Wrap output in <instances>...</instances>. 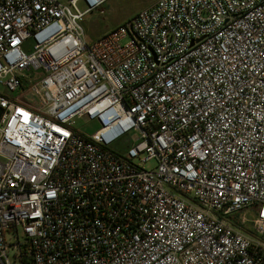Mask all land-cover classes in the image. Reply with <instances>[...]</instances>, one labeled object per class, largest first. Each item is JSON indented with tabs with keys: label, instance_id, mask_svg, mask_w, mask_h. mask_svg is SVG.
Masks as SVG:
<instances>
[{
	"label": "built area",
	"instance_id": "built-area-1",
	"mask_svg": "<svg viewBox=\"0 0 264 264\" xmlns=\"http://www.w3.org/2000/svg\"><path fill=\"white\" fill-rule=\"evenodd\" d=\"M107 1L0 0V264H264V0Z\"/></svg>",
	"mask_w": 264,
	"mask_h": 264
},
{
	"label": "rangeland",
	"instance_id": "rangeland-1",
	"mask_svg": "<svg viewBox=\"0 0 264 264\" xmlns=\"http://www.w3.org/2000/svg\"><path fill=\"white\" fill-rule=\"evenodd\" d=\"M157 0H109L105 3V5L94 12H91L86 16L83 27L85 31L86 40L88 42H92L102 37L103 35L109 33L114 30L121 24H124L126 21L134 17L138 12L152 7ZM82 7V4L79 5ZM3 90V87L0 85V91ZM23 101L32 103L34 102L33 96L29 93L26 97L22 98ZM73 128L81 131L82 133L90 136L95 133L99 124L96 121H86L85 119L76 118L74 120ZM119 143H115L112 145V149L117 152H124V148ZM145 155L142 156V159ZM136 164H139L145 168H153L155 166L154 161H150L148 163H142V161L137 160ZM256 208L252 207V209L248 211H243L232 217L233 221L238 222L242 219V217H247L248 220H252L255 216ZM246 225V229L251 232V223Z\"/></svg>",
	"mask_w": 264,
	"mask_h": 264
},
{
	"label": "water",
	"instance_id": "water-1",
	"mask_svg": "<svg viewBox=\"0 0 264 264\" xmlns=\"http://www.w3.org/2000/svg\"><path fill=\"white\" fill-rule=\"evenodd\" d=\"M1 114H2V110L0 109V116H1Z\"/></svg>",
	"mask_w": 264,
	"mask_h": 264
}]
</instances>
